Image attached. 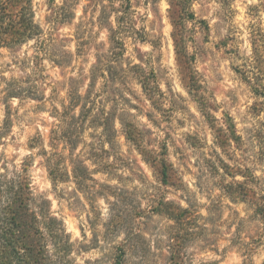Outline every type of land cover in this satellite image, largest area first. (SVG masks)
Listing matches in <instances>:
<instances>
[{"label":"clouds","instance_id":"9594fccd","mask_svg":"<svg viewBox=\"0 0 264 264\" xmlns=\"http://www.w3.org/2000/svg\"><path fill=\"white\" fill-rule=\"evenodd\" d=\"M0 264H264V0H0Z\"/></svg>","mask_w":264,"mask_h":264}]
</instances>
